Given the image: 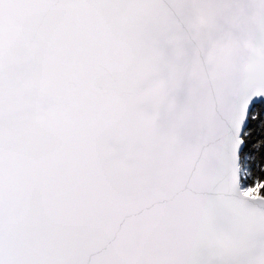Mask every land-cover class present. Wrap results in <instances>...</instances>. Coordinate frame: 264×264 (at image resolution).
I'll return each mask as SVG.
<instances>
[{"label": "snow or ice", "instance_id": "6c2138e0", "mask_svg": "<svg viewBox=\"0 0 264 264\" xmlns=\"http://www.w3.org/2000/svg\"><path fill=\"white\" fill-rule=\"evenodd\" d=\"M0 264H264V0H0Z\"/></svg>", "mask_w": 264, "mask_h": 264}]
</instances>
